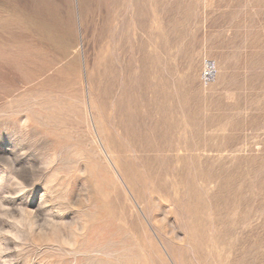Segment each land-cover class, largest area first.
<instances>
[{
    "label": "rangeland",
    "instance_id": "1",
    "mask_svg": "<svg viewBox=\"0 0 264 264\" xmlns=\"http://www.w3.org/2000/svg\"><path fill=\"white\" fill-rule=\"evenodd\" d=\"M0 246L264 264V0H0Z\"/></svg>",
    "mask_w": 264,
    "mask_h": 264
},
{
    "label": "clouds",
    "instance_id": "2",
    "mask_svg": "<svg viewBox=\"0 0 264 264\" xmlns=\"http://www.w3.org/2000/svg\"><path fill=\"white\" fill-rule=\"evenodd\" d=\"M12 221L14 223H16L17 225H19L20 227H24L25 224H26V221L24 219H16L15 217L12 218ZM3 234L5 236L13 239V240H20L21 239V237L19 235H17L16 233H14L13 231L5 230ZM8 251H10V249H8V248H6L4 246H0V255L6 253Z\"/></svg>",
    "mask_w": 264,
    "mask_h": 264
},
{
    "label": "bare ground",
    "instance_id": "3",
    "mask_svg": "<svg viewBox=\"0 0 264 264\" xmlns=\"http://www.w3.org/2000/svg\"><path fill=\"white\" fill-rule=\"evenodd\" d=\"M41 28H43V27H41ZM45 29H47V27L45 28ZM123 80H124V78H123ZM125 82H126V79H125ZM124 83V82H123ZM128 83V82H127ZM127 85V84H126ZM125 87H127V86H125ZM124 87V88H125ZM126 89V88H125ZM126 91V90H125ZM125 94V93H124ZM161 134V133H160ZM160 138H161V136H160ZM162 139H164L163 137H162Z\"/></svg>",
    "mask_w": 264,
    "mask_h": 264
}]
</instances>
